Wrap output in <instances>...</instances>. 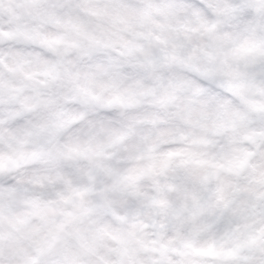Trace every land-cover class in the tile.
Instances as JSON below:
<instances>
[{"label": "clouds", "instance_id": "clouds-1", "mask_svg": "<svg viewBox=\"0 0 264 264\" xmlns=\"http://www.w3.org/2000/svg\"><path fill=\"white\" fill-rule=\"evenodd\" d=\"M0 264H264V0H0Z\"/></svg>", "mask_w": 264, "mask_h": 264}]
</instances>
